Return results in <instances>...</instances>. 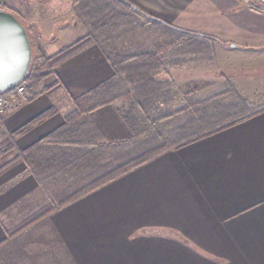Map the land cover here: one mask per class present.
I'll return each mask as SVG.
<instances>
[{
	"label": "crops",
	"instance_id": "obj_1",
	"mask_svg": "<svg viewBox=\"0 0 264 264\" xmlns=\"http://www.w3.org/2000/svg\"><path fill=\"white\" fill-rule=\"evenodd\" d=\"M126 1L215 39L188 37L212 52L172 49L161 54L160 68L158 55L153 66L142 59L131 67L122 52L142 53L120 45L139 36L112 38L110 48L103 32L75 44L80 24L33 21L50 34L40 33L41 42L59 51L41 52L54 73L0 119V149L13 147L3 156L13 163L0 174V264H264V13L239 0ZM212 61L220 67L211 74ZM122 111L141 123L158 119L172 140L216 132L8 238L25 218L60 202V192L89 182L96 146L129 141ZM82 150L88 158L76 159Z\"/></svg>",
	"mask_w": 264,
	"mask_h": 264
},
{
	"label": "trees",
	"instance_id": "obj_2",
	"mask_svg": "<svg viewBox=\"0 0 264 264\" xmlns=\"http://www.w3.org/2000/svg\"><path fill=\"white\" fill-rule=\"evenodd\" d=\"M86 1L88 2V4L85 5L84 8L86 9L85 15L88 19L92 17H99L100 15L103 17V24H101L99 21L98 25L95 26V29L97 30L95 34L105 32L103 31L104 28L112 25H116L117 22L118 23L126 22L128 19L132 20L133 22L134 21L137 22V18L135 17L137 16L146 20L144 23L141 24L143 27L142 33H145L146 31L148 32L152 31L153 33H156L155 29L157 28H168L176 32L177 34L182 35V37H187V38L190 37L193 39L201 38L211 42H216V40L211 37L198 35L192 32H186L179 28H175L174 26L166 23L165 21L153 17L148 13H145L137 9L126 0H108L106 4L104 3L105 2L104 0H86ZM113 6L119 9L122 15H118L115 11L116 9H114ZM87 9H89L90 11H87ZM117 28L118 27H116V29ZM129 35H130V31H128L127 35H122L121 37L119 36L115 37V35H111V37L117 39L122 37H130L131 35L130 36ZM166 47H168V45ZM158 49L163 50L162 46L158 47V37H157V39H155V42L152 46V50L141 51L140 53H142V55L139 56H132L126 52H122V55L124 58V62L130 64L131 67L142 63L143 62L142 59H144V62H146L147 66L149 67V66H153L152 64L155 63V59H157V55H158V65L164 62V60L160 59V56L164 51L160 53ZM53 73L54 72L52 71V68L48 66L47 62H45L42 58H38V59L36 58L33 62L30 75L19 86H24L28 92L29 89L47 80ZM17 87L13 88L12 90H10L8 93L5 94L14 92ZM28 94L30 93L28 92ZM52 113L51 111L47 112L46 114L36 119L34 122L45 119L49 117ZM121 118L126 128L131 130L130 131L131 137L129 141L115 142V143H110L108 145L96 146L97 148L100 149L98 154V162L97 164L93 163L92 168L91 167L88 168L89 182H86L87 180L85 179L83 180V183H85L83 187L67 188L64 193L60 192L61 195H65V197H63L60 202L56 201L57 203L55 204H49L48 206L36 212L35 214L29 216L28 218H25L14 229L8 232V238H13L21 234L22 232L29 229L36 223L40 222L42 219L48 217L55 211L57 207H63L67 205L71 201L76 200L77 198L83 196L88 192L96 190L100 186L117 178L118 176L147 164L148 162L152 161L154 158L158 157L159 155L169 150H178L184 146H187L189 144H192L200 140L205 136H208L216 132L214 131L211 133H207L191 140L167 139L172 142L162 143L160 146H158V138H160L161 140L165 139L163 135L158 133V130L155 129L156 125H158V119L156 122L147 121L145 123H141L140 121H136L130 112H124V111H122ZM142 137H144L145 139L142 140L141 139ZM106 148H108L110 151L108 157L106 152H102L105 151ZM12 150L13 147L11 145H7L6 147L0 149V163L5 164L4 160L6 157L3 156L8 154L10 155ZM82 151L83 152H80V154H76L75 156L76 159H80L82 157L88 158L85 155L84 150ZM106 160H108L107 163ZM12 163L13 162H9L3 166H0V174H2L9 166H11ZM83 176L84 175L82 173V177ZM53 195H57V194H53Z\"/></svg>",
	"mask_w": 264,
	"mask_h": 264
},
{
	"label": "rangeland",
	"instance_id": "obj_3",
	"mask_svg": "<svg viewBox=\"0 0 264 264\" xmlns=\"http://www.w3.org/2000/svg\"><path fill=\"white\" fill-rule=\"evenodd\" d=\"M105 4L108 0H104ZM240 2L244 3L243 0H239ZM88 2L86 0H3L2 3V10L14 14L25 26L30 40L33 46V62L37 58H41V52H44V49H48L49 54H54L55 51H59V45L55 48L54 45L46 46L43 41L39 39L40 33L44 31H40L37 26L34 25L33 21H36L40 24V26H52V24H62V23H71L75 24L78 23L81 25L80 32H77V38L81 37L77 43H87V41L91 38L95 37V26L98 25L99 21L103 24V17L100 15L99 17H92L87 18L85 15L86 9L84 8ZM246 4V3H245ZM247 5V4H246ZM116 9V13L118 15H122L121 11L113 6ZM87 11H90L87 9ZM137 22H133L132 20L128 19L126 22L116 23V25H112L103 29L104 34H101L104 41L110 40V44H107L111 47L115 46L112 42L111 35H115L121 37L122 35H127L128 31H130V37H140V41L137 43L134 42H127L123 43V47L120 45V49L129 50L134 53H138L144 50H152V46L155 42V39L158 37V47L162 46V49H158L160 53L162 51H178V52H201L210 54L212 52L211 46L207 43H198L193 41L190 38L182 37V35L177 34L176 32L168 29V28H157L155 29L156 33L148 32L142 33L143 27L142 23L146 20L137 17ZM160 18V17H158ZM135 20V19H134ZM49 23V24H47ZM109 23V22H108ZM147 23V22H146ZM116 27H118L116 29ZM115 30V31H114ZM102 31V32H103ZM107 33V34H106ZM110 35H109V34ZM46 38L50 36V34L45 33ZM79 34V35H78ZM99 34V33H98ZM110 37L111 39H107ZM76 39V38H75ZM74 39V40H75ZM144 39V40H143ZM77 40V39H76ZM173 44V45H172ZM168 45V47H166ZM65 46V45H64ZM68 46V44H66ZM89 46V45H86ZM122 47V48H121ZM164 47V48H163ZM67 48V47H66ZM173 49V50H172ZM65 50V49H63ZM130 53V52H129ZM207 70L209 73H216L217 72V65H219V61L217 64L212 61V63L207 64ZM164 65H158V68ZM216 76V75H215ZM161 78L165 79V76H160ZM183 78V77H180ZM185 78V77H184ZM188 78V77H187ZM185 78V79H187ZM206 78L211 79L214 78L213 76H206ZM183 79V80H185ZM216 79V78H214ZM176 80V79H175ZM193 80H195L193 78ZM217 80V79H216ZM170 93H162V104H170ZM166 126L164 125H156L155 129L158 130L159 133L163 135L165 139L161 140L158 138V146L162 143L172 142L167 139L168 134L161 132ZM146 138V135H145ZM144 137L141 139L144 140ZM172 140V139H170Z\"/></svg>",
	"mask_w": 264,
	"mask_h": 264
},
{
	"label": "water",
	"instance_id": "obj_4",
	"mask_svg": "<svg viewBox=\"0 0 264 264\" xmlns=\"http://www.w3.org/2000/svg\"><path fill=\"white\" fill-rule=\"evenodd\" d=\"M0 56L6 74L0 82V95L23 83L32 70L33 46L22 22L12 13L0 9Z\"/></svg>",
	"mask_w": 264,
	"mask_h": 264
},
{
	"label": "built area",
	"instance_id": "obj_5",
	"mask_svg": "<svg viewBox=\"0 0 264 264\" xmlns=\"http://www.w3.org/2000/svg\"><path fill=\"white\" fill-rule=\"evenodd\" d=\"M250 8L259 13H264V0H243ZM30 95L24 86H18L14 92L0 95V119L13 107L14 103H26Z\"/></svg>",
	"mask_w": 264,
	"mask_h": 264
},
{
	"label": "snow or ice",
	"instance_id": "obj_6",
	"mask_svg": "<svg viewBox=\"0 0 264 264\" xmlns=\"http://www.w3.org/2000/svg\"><path fill=\"white\" fill-rule=\"evenodd\" d=\"M5 74V64L3 62L2 56H0V82L3 81Z\"/></svg>",
	"mask_w": 264,
	"mask_h": 264
}]
</instances>
